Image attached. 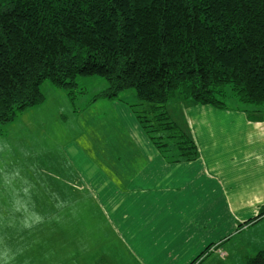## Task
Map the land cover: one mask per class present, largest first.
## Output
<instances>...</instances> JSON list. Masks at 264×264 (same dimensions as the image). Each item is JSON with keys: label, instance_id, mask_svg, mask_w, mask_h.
Wrapping results in <instances>:
<instances>
[{"label": "trees", "instance_id": "1", "mask_svg": "<svg viewBox=\"0 0 264 264\" xmlns=\"http://www.w3.org/2000/svg\"><path fill=\"white\" fill-rule=\"evenodd\" d=\"M77 75L106 80L94 99L132 89L141 109H131L163 157L195 159L167 103L226 108L229 88L264 120V0H0V122L41 103L44 80L72 100ZM245 264H264V249Z\"/></svg>", "mask_w": 264, "mask_h": 264}, {"label": "crops", "instance_id": "2", "mask_svg": "<svg viewBox=\"0 0 264 264\" xmlns=\"http://www.w3.org/2000/svg\"><path fill=\"white\" fill-rule=\"evenodd\" d=\"M128 95L137 100L134 92ZM172 100V111L170 100L167 110L193 138L197 157L166 159L149 141L132 109L111 101L140 145L124 156L131 174L123 184L110 175L105 179L100 166L92 165L93 191L87 192L86 210L93 216L106 213L105 223L122 233L140 264H188L207 247L209 252L200 262L210 258L211 264H241L264 249V214L239 227L264 205V120L250 118L249 108L241 105L218 108ZM56 182L47 181L49 190L44 194L47 202L59 201V208L49 209V215L62 209L65 201L86 197L52 188ZM78 222L82 223L77 219V226Z\"/></svg>", "mask_w": 264, "mask_h": 264}, {"label": "rangeland", "instance_id": "3", "mask_svg": "<svg viewBox=\"0 0 264 264\" xmlns=\"http://www.w3.org/2000/svg\"><path fill=\"white\" fill-rule=\"evenodd\" d=\"M74 81L72 100L67 88L44 80L41 103L0 122V254L7 252V264H140L122 233L105 223L106 213L93 216L86 208L90 207L87 192L93 191L92 165L100 166L105 179L110 175L123 184L131 174L125 169L124 156L140 145L111 101L139 111L141 107L129 99L132 89L121 91L116 98L94 99L107 86L101 76L77 75ZM171 100L168 108L172 111ZM225 102L227 106H252L238 101L229 88ZM165 134L171 133L162 135L172 147L174 137ZM49 179H57L52 188L74 197L82 193L85 199L65 201L62 209L49 215L51 209L59 208L58 200L45 201ZM77 219L82 222L78 226ZM218 254L223 252L219 249ZM200 261L211 264L210 258ZM0 264H5L2 255Z\"/></svg>", "mask_w": 264, "mask_h": 264}, {"label": "clouds", "instance_id": "4", "mask_svg": "<svg viewBox=\"0 0 264 264\" xmlns=\"http://www.w3.org/2000/svg\"><path fill=\"white\" fill-rule=\"evenodd\" d=\"M3 256V258L5 259V264H7V252H4L2 254H0Z\"/></svg>", "mask_w": 264, "mask_h": 264}]
</instances>
